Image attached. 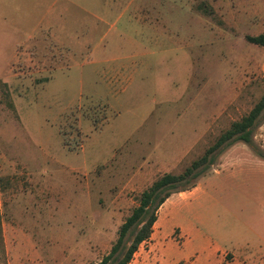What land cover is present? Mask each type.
<instances>
[{
	"label": "rangeland",
	"instance_id": "rangeland-1",
	"mask_svg": "<svg viewBox=\"0 0 264 264\" xmlns=\"http://www.w3.org/2000/svg\"><path fill=\"white\" fill-rule=\"evenodd\" d=\"M262 33L264 0H0V264L99 263L258 102ZM253 141L172 194L130 264L264 245V115Z\"/></svg>",
	"mask_w": 264,
	"mask_h": 264
},
{
	"label": "trees",
	"instance_id": "trees-1",
	"mask_svg": "<svg viewBox=\"0 0 264 264\" xmlns=\"http://www.w3.org/2000/svg\"><path fill=\"white\" fill-rule=\"evenodd\" d=\"M246 41L264 50V33L247 36ZM263 115L264 92L246 115L232 122L227 129L215 137L204 152L185 166L180 174H166L141 193L138 206L120 225L117 239L109 253L95 264H130L139 246L150 239L153 226L157 221L156 212L159 207L172 194L194 188V185L188 186L189 182L212 165L216 156L225 147L242 142L257 152L253 141V130Z\"/></svg>",
	"mask_w": 264,
	"mask_h": 264
},
{
	"label": "crops",
	"instance_id": "crops-1",
	"mask_svg": "<svg viewBox=\"0 0 264 264\" xmlns=\"http://www.w3.org/2000/svg\"><path fill=\"white\" fill-rule=\"evenodd\" d=\"M183 238H185L188 242H183L182 244V250H186V248L189 247V238L186 236V231H183L182 233ZM167 251V249L162 248L159 254V259L154 261L152 264H179L178 262H169L163 260L162 256ZM185 252V251H184ZM232 255V259L230 262H225L226 258H228L229 255ZM187 264H264V245H259V247H254L251 249H244L240 252H233V251H217L212 252L209 257L205 261H200L198 258V254H194V256L191 254L189 256Z\"/></svg>",
	"mask_w": 264,
	"mask_h": 264
}]
</instances>
